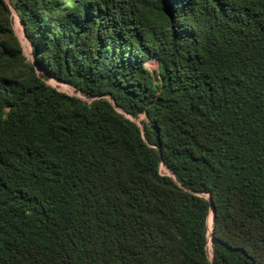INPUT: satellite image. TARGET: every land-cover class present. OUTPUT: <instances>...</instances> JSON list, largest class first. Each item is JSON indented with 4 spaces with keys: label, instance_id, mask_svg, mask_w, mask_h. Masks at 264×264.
<instances>
[{
    "label": "trees",
    "instance_id": "16d2710c",
    "mask_svg": "<svg viewBox=\"0 0 264 264\" xmlns=\"http://www.w3.org/2000/svg\"><path fill=\"white\" fill-rule=\"evenodd\" d=\"M0 264H264V0H0Z\"/></svg>",
    "mask_w": 264,
    "mask_h": 264
},
{
    "label": "rangeland",
    "instance_id": "374dc122",
    "mask_svg": "<svg viewBox=\"0 0 264 264\" xmlns=\"http://www.w3.org/2000/svg\"><path fill=\"white\" fill-rule=\"evenodd\" d=\"M13 27L14 30L19 38V40L22 43L23 46V52L25 54V56L29 59V60H33V55H32V48L30 43L27 41L25 34H24V29L23 26L19 20V18L17 17V14L15 11H13ZM151 68H155L156 64H152L150 66ZM48 83L54 87H57L59 90L61 91H65L67 93L72 94L73 92L68 88L65 87L64 85H58L56 81L50 79L48 81ZM145 119V115H141L139 120H135L137 123H139L141 120ZM161 172L162 174H168V171L166 170V168L164 166L161 167ZM209 256L210 258H212V254H211V247L209 246Z\"/></svg>",
    "mask_w": 264,
    "mask_h": 264
},
{
    "label": "water",
    "instance_id": "95a60500",
    "mask_svg": "<svg viewBox=\"0 0 264 264\" xmlns=\"http://www.w3.org/2000/svg\"><path fill=\"white\" fill-rule=\"evenodd\" d=\"M213 222H212V224L214 223V217H213V220H212ZM213 230V229H212Z\"/></svg>",
    "mask_w": 264,
    "mask_h": 264
},
{
    "label": "built area",
    "instance_id": "2783aa9c",
    "mask_svg": "<svg viewBox=\"0 0 264 264\" xmlns=\"http://www.w3.org/2000/svg\"><path fill=\"white\" fill-rule=\"evenodd\" d=\"M65 87H67V86H65ZM69 88V87H68ZM70 89V88H69Z\"/></svg>",
    "mask_w": 264,
    "mask_h": 264
}]
</instances>
